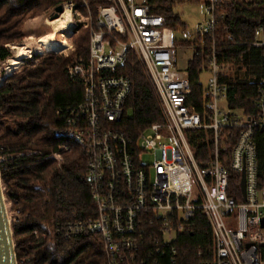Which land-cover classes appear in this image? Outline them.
<instances>
[{
    "label": "built area",
    "instance_id": "obj_1",
    "mask_svg": "<svg viewBox=\"0 0 264 264\" xmlns=\"http://www.w3.org/2000/svg\"><path fill=\"white\" fill-rule=\"evenodd\" d=\"M93 1L61 4L59 19L69 11L71 23L61 35V48L53 52H74L67 71L81 81L83 100L69 108L66 126L57 135L84 149L96 213L88 221L60 227V232L68 238L99 236L109 264H176V243L201 211L211 227L213 248L212 259L199 264H263L264 186L255 135L264 130V83L257 88L259 111L254 117L224 109L220 102H228L229 87L221 82L222 66L213 50L204 67L206 85L200 80L199 110L188 74L177 66L173 30L163 16L152 13L148 0ZM231 1L202 0L210 19L201 35L214 28L217 6ZM49 11L55 14L56 8ZM80 28L89 29L86 56L73 46L72 34ZM253 44L264 48V26L257 27ZM129 50L145 65L164 115L163 122L146 128L137 140L118 126L132 81L117 71ZM227 127L240 132L225 164L220 143ZM192 131H203L201 139L214 145L203 167L190 144ZM238 175L242 202L230 193Z\"/></svg>",
    "mask_w": 264,
    "mask_h": 264
},
{
    "label": "trees",
    "instance_id": "obj_2",
    "mask_svg": "<svg viewBox=\"0 0 264 264\" xmlns=\"http://www.w3.org/2000/svg\"><path fill=\"white\" fill-rule=\"evenodd\" d=\"M69 0H0V59L11 58L9 44L25 37L27 19L35 18ZM78 1V0H73ZM94 4L93 0H90ZM202 1V0H190ZM153 14L163 16L170 29L185 28L175 12L176 0H148ZM216 24L208 34L194 40L177 41L175 47L194 50L186 72L192 83V99L202 110L201 74L208 56L215 50L219 63L254 64L253 81L221 82L229 87L230 109H242L254 117L259 107L257 88L264 83V48L254 46L257 27L264 26V0H232L217 6ZM228 35L233 40H228ZM76 53L89 52V29L72 34ZM74 52H45L23 61L0 83V157L1 175L12 211L20 212L12 222L19 264H109L99 236L66 237L60 227L92 219L96 205L87 184V156L73 139L57 132L65 128L69 108L83 100L79 79L67 71ZM257 66L258 71H255ZM118 74L130 77L132 91L123 109L120 129L135 140L154 123L164 121L160 97L145 65L129 50ZM240 128H224L221 136L222 159L228 164ZM203 131H192L190 144L199 166L212 158L213 142L204 141ZM259 178L264 186V130L255 135ZM53 154H59L57 160ZM240 176L230 191L238 202L244 201ZM211 227L201 211L176 243V264H199L212 259ZM264 260V245L260 247ZM199 253L202 254L199 257ZM169 262L168 264H170Z\"/></svg>",
    "mask_w": 264,
    "mask_h": 264
},
{
    "label": "rangeland",
    "instance_id": "obj_3",
    "mask_svg": "<svg viewBox=\"0 0 264 264\" xmlns=\"http://www.w3.org/2000/svg\"><path fill=\"white\" fill-rule=\"evenodd\" d=\"M174 10L178 13L182 19V21L186 24L185 28L178 27L177 29L173 30V34L175 40L177 41H189L194 40L200 34V28L202 25L206 24V22L210 19V15L208 14L206 5L202 1H190V0H176ZM54 13H50V11L43 13L40 16L35 18H29L24 24L23 33L24 39L19 43H14L16 45H22L30 36L39 38L40 36L47 34V33H56V41L59 43L61 39L62 33L67 34L70 29L69 24L71 21L69 19H63L62 21L50 25L47 23V20L52 21V16ZM60 15L58 18L59 19ZM55 19V20H56ZM63 24V25H62ZM61 26H65L61 28ZM32 40L33 42L35 41ZM31 41V42H32ZM9 44L8 48L11 51V58L14 57V50L13 45ZM177 66L181 70L187 69L188 62L193 58L194 50L191 48L186 47H177ZM45 53V52H44ZM40 55L34 54L33 56ZM32 58V57H31ZM29 59V58H28ZM27 60V59H25ZM24 60V61H25ZM254 64L249 66L244 61L240 64L233 63V64H222V74L226 78V81L229 82H236V81H253L257 76L254 73ZM258 65L255 67V71H258ZM10 68L9 59L1 60L0 59V83L6 76L8 69ZM18 67L13 69L14 72ZM264 67H262L263 69ZM264 72V70H263ZM208 73L205 71L201 74V83L206 85L208 81ZM260 79L264 81L263 73L260 74ZM226 100L223 99L220 104L222 105L223 102ZM57 160H60L61 157L59 154H53ZM148 159V158H147ZM1 160V157H0ZM7 206L9 209L10 217L12 222L17 218L18 214L15 211H12V204L7 201Z\"/></svg>",
    "mask_w": 264,
    "mask_h": 264
},
{
    "label": "water",
    "instance_id": "obj_4",
    "mask_svg": "<svg viewBox=\"0 0 264 264\" xmlns=\"http://www.w3.org/2000/svg\"><path fill=\"white\" fill-rule=\"evenodd\" d=\"M64 11L62 5L56 7V12L52 16L55 20ZM1 163V160H0ZM241 187L244 197L246 198V179L245 171L242 173ZM264 227V218L262 219ZM0 264H19L16 252V244L14 237L13 224L7 206V198L5 195V186L3 184L0 166Z\"/></svg>",
    "mask_w": 264,
    "mask_h": 264
},
{
    "label": "bare ground",
    "instance_id": "obj_5",
    "mask_svg": "<svg viewBox=\"0 0 264 264\" xmlns=\"http://www.w3.org/2000/svg\"><path fill=\"white\" fill-rule=\"evenodd\" d=\"M70 17L71 16L69 11H66L63 13L61 19L47 21V23L50 25H54L62 21L63 19L70 20ZM64 27L65 26H61V28ZM34 39L35 37L30 36L28 40L24 42V44L13 45L14 57L9 59L10 68L8 69L6 76H9L12 73L13 69L18 67L25 59L33 57L34 54H43L44 52L59 50L61 48L60 43L56 41V33L52 32L44 34L39 38H36L33 42L32 40Z\"/></svg>",
    "mask_w": 264,
    "mask_h": 264
},
{
    "label": "crops",
    "instance_id": "obj_6",
    "mask_svg": "<svg viewBox=\"0 0 264 264\" xmlns=\"http://www.w3.org/2000/svg\"><path fill=\"white\" fill-rule=\"evenodd\" d=\"M188 65V64H187ZM224 109H228L230 110L232 113L236 114V115H244L243 110L242 109H230L228 102H223L222 104ZM262 263L264 264V260L262 259Z\"/></svg>",
    "mask_w": 264,
    "mask_h": 264
}]
</instances>
